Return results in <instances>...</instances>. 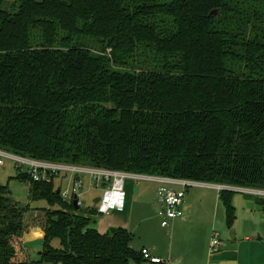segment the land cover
Masks as SVG:
<instances>
[{"label": "trees", "instance_id": "trees-1", "mask_svg": "<svg viewBox=\"0 0 264 264\" xmlns=\"http://www.w3.org/2000/svg\"><path fill=\"white\" fill-rule=\"evenodd\" d=\"M0 149L264 191V0H0ZM17 177L49 206L43 246L36 260L15 249L25 209L0 185V264L143 259L125 229L76 215L56 176Z\"/></svg>", "mask_w": 264, "mask_h": 264}, {"label": "rangeland", "instance_id": "rangeland-1", "mask_svg": "<svg viewBox=\"0 0 264 264\" xmlns=\"http://www.w3.org/2000/svg\"><path fill=\"white\" fill-rule=\"evenodd\" d=\"M3 163L4 165L0 167V185L6 186L12 201L18 207L25 209L21 218L20 237L16 238L17 243H14V247L17 251L25 253L29 260H36L43 246L40 240L44 237L42 223L49 206L44 200L36 202L31 200L29 197L31 184L17 177L20 172L13 159L5 158ZM23 168L25 169V167ZM74 175L81 178L82 182L79 189L81 193L79 200L82 206L79 207L76 215L86 217V213L96 212L97 204H94L93 201L102 196L103 190L102 187L95 186L90 174L70 172H60L54 178V189L61 193L67 190ZM52 176L54 177V175ZM136 185H141L146 189V192L140 196L136 193V189L133 192L135 196H132L130 207H127V211L123 215L125 217L123 220L127 221L126 227L123 228L131 235L133 248L136 252H140L143 246L146 247L152 251L153 257L162 261L159 264H175L181 260L182 264H216V257L209 252V242L212 235L216 233L220 241L219 252L226 245L237 250L238 264H264V211L260 205L256 204L257 197L244 193V191L248 192L247 190H241V188L232 190L231 204L235 214L232 228L228 227L225 208L219 199L220 190L196 186V184L186 188L183 201L184 206H189L191 210L192 223L184 226L177 225L174 228L171 226L162 228L161 220L158 217V205L155 203L157 208L155 211L151 205L157 191L155 182L125 179L126 194L130 186L135 188ZM127 201L128 195L126 205ZM69 202L72 203V200ZM117 213L96 214L89 218L99 233L103 231L106 233L111 228L115 229L113 226H107L118 218V214H121ZM186 214H188L187 211H185ZM32 231H35L36 234L39 233L36 236L39 239L31 237ZM53 246L60 248L58 241H54ZM27 257L23 258L28 260ZM126 264L153 263L143 259L138 261L129 259Z\"/></svg>", "mask_w": 264, "mask_h": 264}, {"label": "built area", "instance_id": "built-area-1", "mask_svg": "<svg viewBox=\"0 0 264 264\" xmlns=\"http://www.w3.org/2000/svg\"><path fill=\"white\" fill-rule=\"evenodd\" d=\"M11 158L17 164L19 172L27 174L33 181L50 182L52 175L57 176L60 172L70 173H88L91 176V180L96 187H102L103 193L97 203L96 214L108 215L111 212L121 213L126 206V192L124 189V181L129 177L127 173L112 171L106 169H94L86 167H77L65 164H56L43 161H35L29 158H23L0 149V166H3V159ZM25 167V169L23 168ZM74 177L69 182V187L64 192H60V196L63 200L69 202L76 197L78 201V207L82 206L80 202V191L82 182L81 178ZM144 179L160 184V187L156 191L155 203L158 205V217L161 220V227L167 228L171 226V223L182 216L181 205L184 201L186 194V188L190 185H195V182L172 179L165 177H153L147 176ZM28 183V181H27ZM29 184V183H28ZM175 187V188H174ZM179 188V189H177ZM218 190H233L238 188L216 185ZM247 190L244 193L253 195L255 197L264 198V191L242 189ZM250 191V192H249ZM220 241L218 234L214 233L209 242V252L212 255L219 253ZM140 254L143 260H147L153 264L162 263V261L151 255V252L147 249H142Z\"/></svg>", "mask_w": 264, "mask_h": 264}, {"label": "crops", "instance_id": "crops-1", "mask_svg": "<svg viewBox=\"0 0 264 264\" xmlns=\"http://www.w3.org/2000/svg\"><path fill=\"white\" fill-rule=\"evenodd\" d=\"M4 165V164H3ZM1 167V166H0ZM128 175H129V177L127 178V179H141V180H146V179H144V177H147L146 175H136V174H130V173H127ZM79 178V177H78ZM148 181V180H147ZM150 182H152V181H150ZM196 186H203V187H206V188H215L216 190H218L217 188H216V185H214V184H207V183H196ZM160 187V184L159 183H156L155 182V188L156 189H158ZM137 189V192L136 193H138V194H140V196H141V194H143V193H145L146 192V189L145 188H142L141 187V185H136V187L134 188V186H130L129 187V189H128V192H127V194H126V198H127V195H128V201H127V205H126V207H125V209H124V211L123 212H121V214H118L117 216H118V218L117 219H115L114 220V222L113 223H111V224H109L107 227H110V226H113V227H115V229H118V228H123V227H126V223H127V221L126 220H123L125 217H123V215L125 214V212L127 211V207L129 208L130 207V202L132 201L131 199H132V196H135V195H133V192H135V190ZM177 189H179V188H177ZM132 194V195H131ZM135 194V193H134ZM184 203V202H183ZM182 203V205H181V212H182V216L180 217V218H178V219H175L172 223H171V227H176L177 225H186V224H191L192 223V219H193V217H192V215H191V210L189 209V206H184V204ZM152 206H153V209H154V211L158 208V206H157V208H156V206H155V200H152V204H151ZM129 211V210H128ZM185 211H187L188 212V214H186L185 215ZM190 214V215H189ZM117 221V222H116ZM232 228V227H231ZM123 229H125V228H123ZM108 232V231H107ZM106 232V233H107ZM100 234H105V231H103V232H100ZM37 235H39V233H37L36 234V232L35 231H32V236L31 237H33V238H37L36 236ZM37 239H39V238H37ZM40 240H41V238H40ZM244 241H245V239H244ZM131 247L133 248V243L131 244ZM152 247H154V246H152ZM134 249V248H133ZM142 249H146V247H142ZM141 249V250H142ZM42 250V249H41ZM41 250H40V252H41ZM140 250V251H141ZM147 250H149V249H147ZM150 251V250H149ZM40 252L38 253V255L40 254ZM150 252H152V251H150ZM138 253H140V252H138ZM153 253H151V255H152ZM25 257H27V255L24 253L23 254ZM216 258V261H215V263L216 264H238V257H237V250L236 249H233V248H230V247H228V246H226V245H224V249L223 250H220V252L218 253V254H216V255H214ZM213 257V256H212ZM28 258V257H27ZM29 259V258H28ZM175 263V262H174ZM180 264H182V260H181V262H179ZM173 264V263H172Z\"/></svg>", "mask_w": 264, "mask_h": 264}, {"label": "water", "instance_id": "water-1", "mask_svg": "<svg viewBox=\"0 0 264 264\" xmlns=\"http://www.w3.org/2000/svg\"><path fill=\"white\" fill-rule=\"evenodd\" d=\"M99 200H100V198H96V199H94L93 203L97 204L99 202ZM73 205L75 206L76 209H78V201H77L76 197H74ZM116 231H117V229H114V228L109 229V233H111V234L115 233ZM175 264H180V263L177 262Z\"/></svg>", "mask_w": 264, "mask_h": 264}]
</instances>
